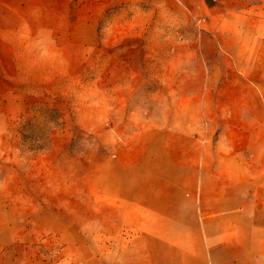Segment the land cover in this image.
<instances>
[{"label": "rangeland", "instance_id": "1", "mask_svg": "<svg viewBox=\"0 0 264 264\" xmlns=\"http://www.w3.org/2000/svg\"><path fill=\"white\" fill-rule=\"evenodd\" d=\"M235 2L262 4L261 14L240 16L231 49L264 87V0ZM142 4L0 0V264L126 261L115 159L139 127L132 110L111 108V87L140 68L146 41L157 47L150 33L181 35L149 31L156 15ZM135 97L130 108L142 104Z\"/></svg>", "mask_w": 264, "mask_h": 264}, {"label": "crops", "instance_id": "2", "mask_svg": "<svg viewBox=\"0 0 264 264\" xmlns=\"http://www.w3.org/2000/svg\"><path fill=\"white\" fill-rule=\"evenodd\" d=\"M233 1L118 0L156 15L149 31L181 34L150 33L157 47L111 87L139 127L115 159L123 264H264V87L231 49L262 4Z\"/></svg>", "mask_w": 264, "mask_h": 264}]
</instances>
